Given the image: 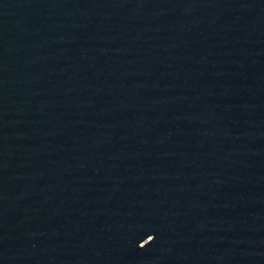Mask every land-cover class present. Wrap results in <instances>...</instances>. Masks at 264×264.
<instances>
[{
    "label": "water",
    "instance_id": "obj_1",
    "mask_svg": "<svg viewBox=\"0 0 264 264\" xmlns=\"http://www.w3.org/2000/svg\"><path fill=\"white\" fill-rule=\"evenodd\" d=\"M0 264H264V0H0Z\"/></svg>",
    "mask_w": 264,
    "mask_h": 264
}]
</instances>
